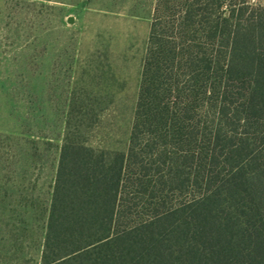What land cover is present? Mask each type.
<instances>
[{
  "label": "trees",
  "instance_id": "trees-1",
  "mask_svg": "<svg viewBox=\"0 0 264 264\" xmlns=\"http://www.w3.org/2000/svg\"><path fill=\"white\" fill-rule=\"evenodd\" d=\"M79 135L39 264H264V5L155 0L126 149Z\"/></svg>",
  "mask_w": 264,
  "mask_h": 264
},
{
  "label": "rangeland",
  "instance_id": "rangeland-1",
  "mask_svg": "<svg viewBox=\"0 0 264 264\" xmlns=\"http://www.w3.org/2000/svg\"><path fill=\"white\" fill-rule=\"evenodd\" d=\"M154 2L0 0L2 262H40L66 126L95 149H126Z\"/></svg>",
  "mask_w": 264,
  "mask_h": 264
}]
</instances>
